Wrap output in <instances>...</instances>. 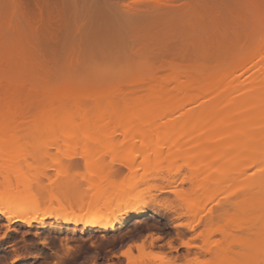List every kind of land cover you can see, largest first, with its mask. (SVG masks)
Instances as JSON below:
<instances>
[{
	"label": "rangeland",
	"instance_id": "1",
	"mask_svg": "<svg viewBox=\"0 0 264 264\" xmlns=\"http://www.w3.org/2000/svg\"><path fill=\"white\" fill-rule=\"evenodd\" d=\"M262 18L264 20V0H0V98L16 88L23 100L25 97L35 98L26 109L28 119H24H30L29 122L39 119L44 129L42 117L56 114L52 111L55 104L50 102L57 99L78 102L76 105L83 115H89L95 100L100 103L98 105L104 110L100 108L104 115L118 109L121 101H128L125 110L111 113L113 122L106 125L109 134L116 132L114 138L102 136L96 143L92 138L101 130L95 128L92 131L91 140L84 146L89 153L86 162L79 157H71L75 154L74 139L50 150L53 156L46 157L37 156L36 150L38 147L42 150L50 141L58 143V139L42 135L40 127H37L40 130L36 129V134L20 136L22 139L19 138L18 145L24 149L26 159L10 165V169L19 170L17 180L11 177L7 185L34 181L39 187H44L42 196L56 199L82 196L88 189L92 194L103 189L99 199L104 202L121 201L116 195L121 186H126L131 187L126 198H136L132 204L141 208L146 205L142 208V216L135 218L143 224H127L117 228V233L107 231L103 237L90 230L83 235L78 232L71 234L66 228L73 229L72 225L63 226L62 232L35 229V223L31 228L21 223L8 225L0 217V264H10L14 257L26 259L16 264H126V258L119 253L128 244L145 241L146 238L148 250L170 264H264V215H261L264 209H251L254 205L249 200L254 190L248 181L251 173L264 170V162L241 175L237 168H224L211 175L212 178L220 173L226 175L220 186L212 184L211 190L193 194L187 183L190 176L188 165L196 166L204 160H211L223 150L217 146L193 151L185 144L171 145L182 128L179 125L182 113L175 111L171 115L173 121L167 127L173 130V134L167 138L168 143L159 142L154 147V150L164 148V153L147 156L153 164L143 166L134 178L118 181L119 177L111 188L107 185L112 171L120 172L121 176L129 175V171L121 166L125 152L135 153L146 146V143L133 147L123 144L120 135L126 132L127 127L119 128L117 120L126 118L127 112H136L130 106L144 96L148 98L149 86L159 88L165 85L168 88L170 95L162 104L167 109L175 100L176 89L188 81L200 86L205 84L204 78L210 74L224 75L232 71L227 75H238L236 63L223 67L218 64L219 56L236 51L241 45L257 42L264 30L261 28ZM182 71L193 76L179 75ZM124 73L139 81L140 85L119 83L126 86L124 91L111 94V86ZM87 84L90 86L80 88ZM102 86L105 88L103 91L107 89L111 95L108 91L106 94L100 92ZM128 86L131 89L128 90ZM22 105L21 109H24ZM190 105L184 106V111L189 107L198 109L197 104ZM199 105L205 107L206 104ZM3 106L0 104L4 111L0 112V117L6 118L8 108ZM236 107L237 104H229L226 108L232 111ZM16 109L11 108L13 113L8 118L13 115L22 118ZM178 111H182L179 106ZM79 130L83 128L74 129L75 132ZM11 137L0 139V152L8 155V159L17 142ZM165 145L171 147L168 149ZM78 148L77 153L84 151ZM58 150L66 154L57 157ZM56 158L60 160L58 163ZM64 170L79 175L64 182L60 176ZM167 182H176L166 187L175 194L156 191ZM0 195L19 199L26 197L16 186L8 193L1 186ZM244 198L250 203L246 201L248 207L243 208ZM91 199L89 197V201ZM219 200H222L220 206L216 204ZM150 202L159 206L148 205ZM242 204L243 213L239 207ZM173 205L177 212H181L178 218L171 217L174 216L171 211L169 214L164 211L165 207L172 208ZM52 208L58 209L56 204ZM156 211L159 214L157 218L145 219L146 214ZM248 214H252L249 215L251 220L244 217ZM242 217L246 220L244 223V218L242 222L238 220ZM45 223L55 224L53 220H45ZM176 223L185 226L174 227ZM256 223L260 228H256ZM191 225H196L193 232ZM115 234L119 240L108 245L106 240ZM149 235L160 239L151 241ZM249 236L250 240H261L254 241L256 247L258 243L262 244V251L259 245L260 251L256 255L249 253L242 243ZM185 242L191 246L185 247ZM10 246L12 253L7 252ZM225 248L229 252L227 258L218 259ZM159 262L151 261L150 264Z\"/></svg>",
	"mask_w": 264,
	"mask_h": 264
},
{
	"label": "bare ground",
	"instance_id": "2",
	"mask_svg": "<svg viewBox=\"0 0 264 264\" xmlns=\"http://www.w3.org/2000/svg\"><path fill=\"white\" fill-rule=\"evenodd\" d=\"M261 28L264 29L263 18ZM233 63H236V65ZM218 64L223 67H228L227 65L230 66L232 64L235 66V70L239 69V73H237L238 75L235 73L232 77V74L227 75L232 71L226 74L223 73L224 75H222V73L210 74L204 78L205 84H201L200 86H195L194 83L188 81L176 89L177 94L175 95V100L169 104L167 109L162 104H165L166 98L170 95L167 90L168 88H166L164 84V86H159V88L158 86H149L147 88L149 94L148 98L144 96L142 97L143 99L140 98L135 105H132L133 107L130 106L131 109H135L134 111L136 112H127L126 118L117 120L119 128L122 126L127 127V130L125 129L126 132L120 135L123 138L121 141L123 144L133 147L146 143V146L135 153L125 152V158L122 159L121 166L129 171V175L121 176L120 172L112 171V176L107 181L108 188H111L115 184L114 182L125 181L131 177L134 178L143 166L153 164L150 159H147L149 154L153 153L154 155L160 156L164 153V148L161 147L154 150V147L159 142L168 143L167 138L172 136L173 130H170L167 126L173 121L171 115H173L175 111L182 113V115L186 112L187 115L185 114L186 116L184 115L182 117L180 114V124H178L182 128L178 138L171 145L181 146L185 144L193 151H197L202 147L211 149L217 146L222 147L223 150L221 154L215 156L211 160H204L203 163L196 166L192 163L188 165L190 176L187 183L189 182V190L193 194L211 190L212 187H210V185L212 184L220 186L223 180L226 179V175L220 173L218 176H214V178H212L211 175L213 173H219L224 168H237L241 175V173H245L246 170L259 166L264 162V30L261 34V38L257 42H250L247 46L241 45L236 51L220 55ZM244 67L247 68L245 69ZM240 70H242V72ZM174 74L176 75V73ZM179 75H185L189 78L193 76V74L186 71L179 72ZM119 83H130L135 86L140 85L139 81L128 76L127 73H124L121 77H117L115 84L111 86V94H119L120 91H124V87L126 86L123 87ZM192 85L194 89L191 88ZM87 86L90 85H82L80 88ZM104 89L105 88L102 86V90H99L101 92ZM127 89L129 90L131 88L128 86ZM105 92L111 95L109 90L106 89ZM105 92L103 91L102 93L106 94ZM194 93H197V95L192 96L191 94ZM1 98L0 104L2 106L4 105L3 107L5 109L8 108L6 110L8 116L12 115L13 112L11 108L15 107L17 108L16 112L20 111L17 114L22 117L21 119H18L15 115L9 118L8 116L5 118L3 115L0 117V139L2 137L4 138V136H12L11 138L17 141L12 150V156L9 159L7 158L8 155L0 152V188L2 186L4 192L8 193L16 186L17 188H21L22 194L26 195V197L22 199L0 195V217H2L8 225L21 223L26 228H31L32 224L35 223V229H49L54 232L61 231L63 226L72 225L74 227L73 229L64 227L71 234L78 232L80 235H83L86 231L90 230L91 233L103 237L107 231L114 233L117 228H122L127 224L134 226L135 224L138 225L143 222L136 221L135 218L142 216V208H146V205L141 208L132 204V201L136 200V198L132 200L126 198V194L131 190V187L121 186L119 188L116 197H119L118 199H121V201L104 202L99 199L104 192L103 189L94 194L91 193V189H88V192L82 196L56 199L52 196H42L44 187H39L34 181H21L17 182L16 185H7L11 177L17 180V172L19 170L18 168L10 169V165L18 160L26 159L24 149L18 145V141L22 139L20 136L27 133L34 134L37 127L41 129L43 127L42 124L40 125L41 122L39 119H32L31 122H29L30 119L27 120L28 110L26 109L33 104L32 101H34L35 98L33 100L29 98V100L25 97L23 100V96H21L17 88L15 91ZM127 102L128 101L123 100L118 103L121 105L118 106V109H113L111 113L115 114L116 111L125 110V107L127 108L126 104L128 105ZM21 104L25 107L24 109H21ZM50 104H55L54 108L52 105V111L56 114H51L49 117H42L44 125L42 135L46 134V136L50 137L52 140L58 139V143L50 141L45 144L42 150L41 147H38V150L35 152L37 156L51 157L53 155L50 150L57 149L61 145L67 144L69 140L74 139L73 153L75 154L71 155V157L73 158V156H76L86 162L89 153L84 149V146L87 141L89 142L91 140L90 137H92V135L90 136V134L94 132L93 130L95 128L101 130L96 137L93 136L92 138V141L96 143L101 140L102 136L112 138L116 134V132H111L110 134L107 132L108 127L106 125L112 121L113 116L111 117V113L106 115L102 114L100 110L101 107L98 105L100 103L96 100L92 102L89 115H83L81 113L79 106L76 105L79 104L78 102L70 103L68 99H57L54 102H50ZM66 104L74 105L69 106ZM190 104H197V111L192 109L193 107H189L188 110L184 111V106H192ZM199 104L206 105L205 107H201ZM229 104H237L236 109L228 111L226 107ZM178 106L181 108V112L178 111ZM2 110L1 108V114L4 112ZM25 113L26 115H24ZM75 128H83V130L75 132ZM31 135L32 134H30V136ZM171 145H165V148L167 147L169 149ZM78 146L80 149H84L80 154L77 153ZM75 149L76 152H74ZM57 154V157H61L66 154V152L58 150ZM56 159L58 163L60 160L58 158ZM260 170L261 169H259V172L251 173L250 175L252 176L248 179V181L250 180L249 185L252 188L251 190H254V193L251 191L252 198L249 200L254 205L251 209H262V207L264 209V170L263 168V171ZM78 175V173L73 171L64 170L60 176L64 179V182H66L65 179L70 180ZM119 177L120 179H117ZM115 179L118 181H115ZM175 183L176 182H167L164 187H161V189L159 188L160 190L156 189V191L173 195L175 193H172L170 190L166 189V187ZM89 197L92 198L91 201H89ZM222 199H224V197ZM221 201L222 200L217 201L216 204L220 206L222 204ZM246 201L250 203L248 199L245 200V198L242 203L245 204ZM53 204H56L58 209L54 210L52 208ZM157 204L156 202H150L148 205L157 206ZM246 204L244 206L243 204L239 205V207H248ZM174 208L175 205H173L172 208L171 206L168 208L165 207L164 211H167L168 214L171 211V214L174 215L171 217H179L181 212H177ZM243 208L242 213L245 211ZM249 215L252 216V214H248L244 217H246L247 220H251V216ZM261 215L263 216L264 214L261 213ZM158 216L159 214L156 211L146 214L144 217L145 219H155ZM244 217L238 220L241 221ZM252 219L254 218L252 217ZM45 220H53L55 224L45 223ZM245 221L244 218L243 223ZM255 225H257L256 228H260L257 223ZM182 226L184 227L185 225L181 223H176L174 225V227ZM195 227L196 225L194 227L191 225L192 232ZM256 228L254 230L258 231L259 229ZM260 230L259 232H261ZM155 236L156 235H149L151 241H154L152 237ZM250 238L251 236H249V239L245 237L244 239L247 241L242 242L244 248L248 250L249 253L256 255V252L262 251V249L264 250V247H262L260 243L257 244V247L260 245V250L256 247L255 242L257 243L260 239L256 241L253 240V238L250 240ZM118 240V234H115L114 237L106 240V243L112 245ZM227 250L226 248L222 250L217 258H227L229 253ZM209 253L212 254L213 252L211 253V251H209ZM25 260L26 259L23 257H14L9 263L16 264ZM164 262L165 261H160L159 264H164ZM92 264L95 263L93 262Z\"/></svg>",
	"mask_w": 264,
	"mask_h": 264
},
{
	"label": "snow or ice",
	"instance_id": "3",
	"mask_svg": "<svg viewBox=\"0 0 264 264\" xmlns=\"http://www.w3.org/2000/svg\"><path fill=\"white\" fill-rule=\"evenodd\" d=\"M152 239L159 240L160 237L155 236ZM147 238L143 242L130 243L127 248L119 253L121 257L126 258V264H150L151 261H162L163 258L156 255V253L149 251L147 246ZM191 245L185 242V247ZM138 252V255H134ZM164 264H170V262H164Z\"/></svg>",
	"mask_w": 264,
	"mask_h": 264
},
{
	"label": "crops",
	"instance_id": "4",
	"mask_svg": "<svg viewBox=\"0 0 264 264\" xmlns=\"http://www.w3.org/2000/svg\"><path fill=\"white\" fill-rule=\"evenodd\" d=\"M7 252L8 253H12L13 252V248L10 246V248H8Z\"/></svg>",
	"mask_w": 264,
	"mask_h": 264
}]
</instances>
